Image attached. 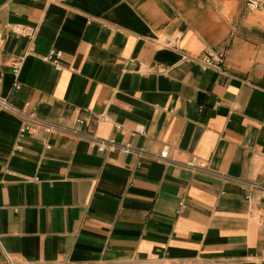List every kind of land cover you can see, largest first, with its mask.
Masks as SVG:
<instances>
[{
    "label": "crops",
    "instance_id": "1",
    "mask_svg": "<svg viewBox=\"0 0 264 264\" xmlns=\"http://www.w3.org/2000/svg\"><path fill=\"white\" fill-rule=\"evenodd\" d=\"M246 2L0 0L2 95L168 148L138 164L85 137L20 136L0 110V264H264V195L247 185L264 182V10ZM205 49L225 50L221 68Z\"/></svg>",
    "mask_w": 264,
    "mask_h": 264
},
{
    "label": "built area",
    "instance_id": "2",
    "mask_svg": "<svg viewBox=\"0 0 264 264\" xmlns=\"http://www.w3.org/2000/svg\"><path fill=\"white\" fill-rule=\"evenodd\" d=\"M247 6L255 10H264V0H247ZM24 32V31H22ZM35 31H30L26 33L30 38L33 37ZM171 45L175 44V41H169ZM62 52L52 50L49 55L45 56V60H51L57 66L59 65V58L61 57ZM226 58V52L223 49L213 50L205 49L199 58V62L204 69L210 68H221L224 60ZM189 60H192L188 58ZM21 70L20 63L13 65V75L14 82L13 86L16 89L21 87V83L18 79ZM2 82V77H0V84ZM0 110H6L17 115L20 119V136L25 135H53V134H70L77 137H85L89 139L93 147L97 148L100 152L113 151L115 149H121L125 153H131L136 155L139 158L138 164L141 163L140 159L142 158H152V159H168V148L165 147L159 154L150 153L142 148H137L130 144L119 143L115 138H102L95 133L90 131H83L81 125L84 123V120L78 117L75 120L74 125H66L62 123H55L49 121L48 119L39 115L36 105L31 100H26L22 106H17L7 96H4L0 93ZM100 119H105L104 115L99 117ZM117 128H120V125H116ZM137 131H133L135 134ZM47 148L51 146L46 144ZM188 167L200 169L203 168L198 164V158L193 157L190 161L185 163ZM248 187L250 189L261 192L264 195V182H248ZM264 225V221H262ZM1 264H30V261H24L23 263H18L14 256L7 255L4 261Z\"/></svg>",
    "mask_w": 264,
    "mask_h": 264
}]
</instances>
